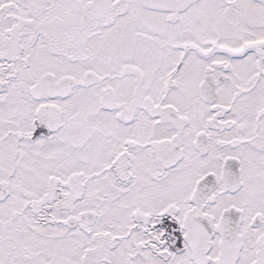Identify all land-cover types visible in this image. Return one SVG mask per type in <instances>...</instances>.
Segmentation results:
<instances>
[{
  "label": "snow or ice",
  "instance_id": "snow-or-ice-1",
  "mask_svg": "<svg viewBox=\"0 0 264 264\" xmlns=\"http://www.w3.org/2000/svg\"><path fill=\"white\" fill-rule=\"evenodd\" d=\"M0 264H264V0H0Z\"/></svg>",
  "mask_w": 264,
  "mask_h": 264
}]
</instances>
